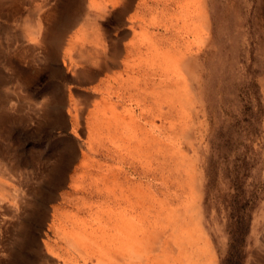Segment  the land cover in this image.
Listing matches in <instances>:
<instances>
[{"label":"rangeland","instance_id":"1","mask_svg":"<svg viewBox=\"0 0 264 264\" xmlns=\"http://www.w3.org/2000/svg\"><path fill=\"white\" fill-rule=\"evenodd\" d=\"M130 263L264 264V0H0V264Z\"/></svg>","mask_w":264,"mask_h":264},{"label":"bare ground","instance_id":"2","mask_svg":"<svg viewBox=\"0 0 264 264\" xmlns=\"http://www.w3.org/2000/svg\"><path fill=\"white\" fill-rule=\"evenodd\" d=\"M173 60H174V59H172V61H173ZM180 62H181V61H180ZM186 63H187V62H186ZM186 65H187V64H185V65H183V66L186 68ZM174 73H175V72H174ZM169 74H170V73H169ZM171 78H172V77H171ZM154 126H155V125H154ZM152 127H153V126H152ZM153 128H155V127H153ZM148 129H149V128H147V130H148ZM157 130H158V129H157ZM148 131H149V130H148ZM150 132H151V131H150ZM156 132H157V131H156ZM152 134H153V133H152ZM122 137H123V135H122ZM166 137H167V136H166ZM119 138H120V137H119ZM115 141H116V140H115ZM125 141H126V140H125ZM146 151H147V150H146ZM150 153H151V152H150ZM151 155H152V154H151ZM151 159H152V158H151ZM2 166H3V165H2ZM2 169H3V168H2ZM140 172H141V171H140ZM143 174H144V173H143ZM141 178H142V177H141ZM141 178H140V179H141ZM154 185H155V184H154ZM90 191H91V190H90ZM136 199H137V198H136ZM129 214H130V213H129ZM122 215H123V214H122ZM127 216H128V215H127ZM115 218H116V217H115ZM115 218H114V219H115ZM129 219H131V218H129ZM126 221H127V220H126ZM116 222H117V219H116ZM113 223H114V222H113ZM119 224H120V223H119ZM136 224H137V222H136ZM143 224L145 225V223H143ZM108 225H109V224H108ZM120 225H121V224H120ZM122 225H123V224H122ZM128 226H129V225H128ZM141 228H142V227H141ZM115 229H116V228H115ZM115 229H114V230H115ZM136 229H137V228H136ZM138 229H139V228H138ZM112 231H113V230H112ZM112 231H111V232H112ZM135 231H136V230H135ZM138 231H140V230H138ZM141 231H142V230H141ZM113 232H114V231H113ZM108 233H109V232H108ZM140 233H141V232H140ZM138 237H139V236H138ZM70 238H71V237H70ZM84 238H85V237H84ZM132 238H134V237H132ZM135 238H136V237H135ZM67 239H69V237H68ZM80 239H81V238H80ZM111 239H112V238H111ZM116 239H118V238H115L114 240L116 241ZM120 239H121V238H120ZM152 239H153V238H152ZM152 239H151V240H152ZM86 240H87V239H86ZM105 240H106V238H105ZM118 240H119V239H118ZM122 240H123V239H122ZM149 240H150V239H149ZM111 241H112V240H111ZM111 241H110V242H111ZM74 242H75V240H74ZM102 242H104V241H102ZM107 242H108V241H107ZM113 242H114V241H113ZM135 242H138V241H135ZM75 243H76V242H75ZM111 243H112V242H111ZM115 243H116V242H115ZM117 243H119V242H117ZM120 243H121V242H120ZM138 243H139V242H138ZM150 243H151V242H150ZM72 244H73V243H72ZM112 244H113V243H112ZM106 245H109V243L106 244ZM106 245H105V246H106ZM124 245H125V244H124ZM137 245H139V244H137ZM142 245H143V244H142ZM109 246H110V245H109ZM121 246H122V245H121ZM78 247H79V246H78ZM102 247H103V246H102ZM106 247H107V246H106ZM122 247H123V246H122ZM127 247H128V245H127ZM133 247H134V245H133ZM135 247H136V246H135ZM144 247H145V246H144ZM152 247H153V246H152ZM113 248H114V247H113ZM147 248H148V247H147ZM77 249H78V248H77ZM109 249H110V248H109ZM111 249H112V248H111ZM116 249H117V248H116ZM130 249H131V248H130ZM99 250H101V249H99ZM121 250L124 251L123 248H122ZM97 251H98V250H97ZM104 251H105V250H104ZM104 251H102V252H104ZM117 251H118V250H117ZM117 251H116V252H117ZM129 251H130V250H129ZM129 251H128V252H129ZM121 253H122V252H121ZM104 254H105V253H104ZM108 254H110V253H108ZM119 254H120V252H119ZM120 255H122V254H120ZM137 255H138V254H137ZM141 255H142V254H141ZM141 255H140V256H141ZM104 256H105V255H104ZM107 256H108V255H107ZM109 256H110V255H109ZM131 256H132V255H131ZM145 256H146V255H145ZM112 257H113V256H112ZM132 257H133V256H132ZM135 257H136V256H135ZM137 257H138V256H137ZM139 258H140V257H139ZM120 260H121V259H120ZM121 261H122V260H121ZM132 261H133V260H132ZM137 261H138V260H137ZM130 264H131V263H130ZM134 264H135V263H134Z\"/></svg>","mask_w":264,"mask_h":264},{"label":"trees","instance_id":"3","mask_svg":"<svg viewBox=\"0 0 264 264\" xmlns=\"http://www.w3.org/2000/svg\"><path fill=\"white\" fill-rule=\"evenodd\" d=\"M235 260H237V259H235Z\"/></svg>","mask_w":264,"mask_h":264}]
</instances>
